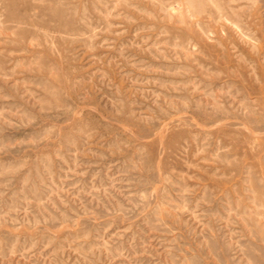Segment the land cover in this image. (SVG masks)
I'll return each instance as SVG.
<instances>
[{
    "label": "rangeland",
    "instance_id": "obj_1",
    "mask_svg": "<svg viewBox=\"0 0 264 264\" xmlns=\"http://www.w3.org/2000/svg\"><path fill=\"white\" fill-rule=\"evenodd\" d=\"M0 264H264V0H0Z\"/></svg>",
    "mask_w": 264,
    "mask_h": 264
}]
</instances>
